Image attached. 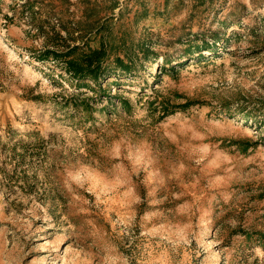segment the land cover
<instances>
[{
	"label": "rangeland",
	"instance_id": "obj_1",
	"mask_svg": "<svg viewBox=\"0 0 264 264\" xmlns=\"http://www.w3.org/2000/svg\"><path fill=\"white\" fill-rule=\"evenodd\" d=\"M0 264H264V0H0Z\"/></svg>",
	"mask_w": 264,
	"mask_h": 264
},
{
	"label": "trees",
	"instance_id": "obj_2",
	"mask_svg": "<svg viewBox=\"0 0 264 264\" xmlns=\"http://www.w3.org/2000/svg\"><path fill=\"white\" fill-rule=\"evenodd\" d=\"M205 47L206 48L204 49L209 52L215 51L214 46ZM73 51L74 49L72 48L71 50H67L65 52L60 50H54L51 52V54H53L56 59H59L63 62V67L66 74L69 75L70 81L75 82L74 85L76 87L79 88L81 86H84L93 89V87L97 85L99 87L98 89L101 90V81L112 77V74H114L112 68L108 64L109 57L106 51L103 48L92 49L87 52H83L79 56H75V53ZM147 51L149 50L147 49ZM113 62L115 63V66L119 67L121 73H132L131 70L132 66L134 65L133 58L116 56L113 59ZM152 62L155 63L156 60H153ZM88 82L91 83L93 86L88 84ZM70 83L71 85L73 84L72 82ZM81 101L85 103L88 102L86 97L82 98ZM188 105V103L181 104L176 106L174 109H169L166 106H162V116L172 114L176 108L184 110Z\"/></svg>",
	"mask_w": 264,
	"mask_h": 264
}]
</instances>
